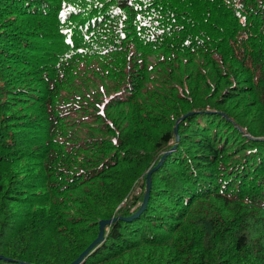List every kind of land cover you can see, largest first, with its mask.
Returning <instances> with one entry per match:
<instances>
[{"label":"trees","instance_id":"obj_1","mask_svg":"<svg viewBox=\"0 0 264 264\" xmlns=\"http://www.w3.org/2000/svg\"><path fill=\"white\" fill-rule=\"evenodd\" d=\"M264 264V0H0V264ZM223 113V114H222Z\"/></svg>","mask_w":264,"mask_h":264},{"label":"water","instance_id":"obj_2","mask_svg":"<svg viewBox=\"0 0 264 264\" xmlns=\"http://www.w3.org/2000/svg\"><path fill=\"white\" fill-rule=\"evenodd\" d=\"M192 112H188L185 115L180 116L176 122L175 125L173 127V133H174V143L172 145V147L165 151L160 158L158 159L157 163L147 171L146 175H145V187H144V192H143V197H142V201L140 202L137 210L132 213L129 216L126 217H112L109 219H101L98 221V226H97V235L96 237L85 247V249L83 251H81L79 253V255L70 263L68 264H79L82 259L95 247L97 246L99 243H101L104 239V229L105 227L109 226L113 221H115L117 218H120L124 221H131L132 219L136 218L137 216H139V214L145 209L148 199H149V193H150V187H151V175L153 173V171L157 170L159 168V166L162 164V161L164 160V158L174 149L176 142L178 141V133H177V125H178V120L183 119L186 115L191 114ZM223 114V113H222ZM0 259H3L4 261H11L8 258H5L3 256L0 255ZM19 264H28L25 262H19Z\"/></svg>","mask_w":264,"mask_h":264},{"label":"rangeland","instance_id":"obj_3","mask_svg":"<svg viewBox=\"0 0 264 264\" xmlns=\"http://www.w3.org/2000/svg\"><path fill=\"white\" fill-rule=\"evenodd\" d=\"M179 121H180V120H178V122H179ZM175 122H176V121H175ZM178 122H177V123H178ZM174 125H175V124H174ZM133 213H134V212H133Z\"/></svg>","mask_w":264,"mask_h":264}]
</instances>
